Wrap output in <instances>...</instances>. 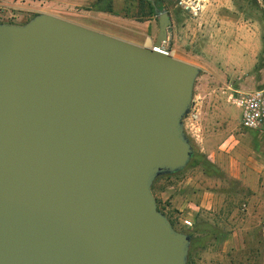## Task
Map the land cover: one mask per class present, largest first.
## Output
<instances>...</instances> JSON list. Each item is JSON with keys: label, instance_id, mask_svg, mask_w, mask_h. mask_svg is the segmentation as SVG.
<instances>
[{"label": "water", "instance_id": "95a60500", "mask_svg": "<svg viewBox=\"0 0 264 264\" xmlns=\"http://www.w3.org/2000/svg\"><path fill=\"white\" fill-rule=\"evenodd\" d=\"M38 12L0 22V264H187L189 233L157 208L181 171L200 67Z\"/></svg>", "mask_w": 264, "mask_h": 264}, {"label": "rangeland", "instance_id": "374dc122", "mask_svg": "<svg viewBox=\"0 0 264 264\" xmlns=\"http://www.w3.org/2000/svg\"><path fill=\"white\" fill-rule=\"evenodd\" d=\"M115 1L112 11L90 3L61 13L73 14V22L112 28L124 34L121 39L151 46L158 32L156 16L138 11L136 0ZM162 1L171 18L162 50L201 70L189 110L198 117L192 126L187 114L183 118L193 154L181 171L154 179L157 208L175 229L192 232L187 264H264V128H243L241 110L233 101L264 84V15L257 0H199L202 7L196 16L180 7L179 0ZM0 4L5 6L0 22L14 23L36 14L20 15L21 5L48 7L47 0ZM186 171L192 181L185 184L189 177L182 175L166 186L165 179ZM189 215L195 219L191 228L180 222Z\"/></svg>", "mask_w": 264, "mask_h": 264}, {"label": "built area", "instance_id": "2783aa9c", "mask_svg": "<svg viewBox=\"0 0 264 264\" xmlns=\"http://www.w3.org/2000/svg\"><path fill=\"white\" fill-rule=\"evenodd\" d=\"M260 9L264 15V0H257ZM178 5L185 11L196 16L201 10L202 5L199 0H179ZM5 6L0 4V11L4 10ZM13 16V14H11ZM236 106L241 110V126L247 129L264 128V84L259 88L241 93L233 98ZM197 112H188L186 118L189 125L192 126L196 122ZM180 222L187 228L193 226V221L183 216Z\"/></svg>", "mask_w": 264, "mask_h": 264}, {"label": "crops", "instance_id": "0c3cea01", "mask_svg": "<svg viewBox=\"0 0 264 264\" xmlns=\"http://www.w3.org/2000/svg\"><path fill=\"white\" fill-rule=\"evenodd\" d=\"M48 1V4H47V8H45V9H33L32 7H27V6H20L19 7V9H20V15H28L29 13H31L30 11H33V13L34 12H47V13H50V14H53V15H57V16H60V17H63V18H66V19H69V20H72V21H75V20H73V19H76L75 17H74V15L72 14V16L71 15H69V16H65L64 14H62L61 13V10H67V9H69L70 7H81V6H83V5H89L90 3H92V1L93 0H47ZM114 1L115 0H113V4H114ZM116 2V1H115ZM90 13L92 12V10H88ZM95 12V11H94ZM19 13V12H18ZM17 13V14H18ZM73 18V19H72ZM77 22V21H76ZM78 23H82L83 25H86V26H89V27H92V28H94V29H97V30H100V31H108V32H106V33H109V34H111V35H115V36H118V37H124V34L123 33H119V32H117L116 30H114V29H112V28H109V29H107V28H103V27H100V26H97V25H94V24H91V23H89V24H87L86 22H78ZM192 135H193V133H192ZM189 172L188 171H186V173L184 172V173H182L181 175H178L177 174V176L176 177H172V175L171 176H169V179H165V184H166V186L167 185H173L172 184V182H173V180H178V178H181L182 177V175H184V177L185 176H188L189 174H188ZM186 174V175H185ZM188 174V175H187ZM174 176V175H173ZM189 178L188 179H186V180H184V182H185V184L186 183H188L190 180L192 181V179H193V177H190V176H188ZM187 178V177H186ZM170 180H172V181H170ZM165 186V187H166ZM167 197V191H165V198ZM193 205L195 206V207H197V208H199V206H200V203H193ZM178 208V207H177ZM186 217H188V218H190L192 221H193V223L195 224V219H194V216H191V215H189V216H186Z\"/></svg>", "mask_w": 264, "mask_h": 264}, {"label": "trees", "instance_id": "16d2710c", "mask_svg": "<svg viewBox=\"0 0 264 264\" xmlns=\"http://www.w3.org/2000/svg\"><path fill=\"white\" fill-rule=\"evenodd\" d=\"M104 1H107L106 7H103ZM91 6L94 7L95 9H98V10L105 9L108 11H112L113 10V0H93L91 3ZM136 9L138 11L141 10V12L144 9L143 13H145L147 15H154V16H156V19H157V11L164 9V5H163L162 0H136ZM165 176H167V175H165ZM169 220L174 227L173 221L170 218H169ZM193 225H194V223H193ZM189 234H190L191 239H192L193 238L192 232H189Z\"/></svg>", "mask_w": 264, "mask_h": 264}, {"label": "bare ground", "instance_id": "6f19581e", "mask_svg": "<svg viewBox=\"0 0 264 264\" xmlns=\"http://www.w3.org/2000/svg\"><path fill=\"white\" fill-rule=\"evenodd\" d=\"M147 42H148V44H150L151 43V40L148 38Z\"/></svg>", "mask_w": 264, "mask_h": 264}]
</instances>
